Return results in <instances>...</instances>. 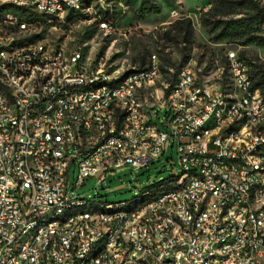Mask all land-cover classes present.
Listing matches in <instances>:
<instances>
[{
  "label": "built area",
  "instance_id": "1",
  "mask_svg": "<svg viewBox=\"0 0 264 264\" xmlns=\"http://www.w3.org/2000/svg\"><path fill=\"white\" fill-rule=\"evenodd\" d=\"M3 1L11 0H0ZM77 3L78 0H37V9L34 10L59 9L60 20H65L69 7H76ZM21 5L29 7V4ZM8 16L0 23V36L9 30L23 34L26 26H30V23L14 15ZM114 24V18L110 22H102V25L111 27ZM9 40L5 39V44H0V63L12 69L28 73L38 61L60 59L61 46H50V53H43L38 45L37 53L17 56V51L8 52ZM78 51L82 49L74 52L76 71L62 78L60 88L54 90H67V99L53 102L54 91H47L48 80L55 76L37 79L36 86H28L29 95L15 93L20 104L17 117L4 118L6 106L0 99V264H41V257H48V264H71L65 262L66 253H73V261H79L82 252L91 243L86 242V227H79V235L68 234L71 221L42 228V233L32 237L22 254H14V243L28 221H34L35 216L43 215L51 208H59L64 202L90 199L76 194V191L91 177L100 176L101 182L108 172L119 166L144 167L162 156L169 143L177 147L183 166L181 174L189 168H197L206 171V178H195L184 190L161 194L153 203L145 205L153 206L157 211V220L145 218L149 219V228H140L142 219H138L136 213L106 217V225H93V214L89 218L91 227L99 229V237L111 234L109 244H115V251L106 248L102 252L103 261L96 264H165V256L173 253H181V259L188 264H206L209 252H216L213 264H264V181L259 180L257 167L247 162L250 147L264 140L251 136L248 146L241 147L239 153H233L235 161H227L226 153L231 151L225 147L224 129L230 122H225L226 114L220 110L219 117L211 116V108L219 106L222 93L207 90L203 81L200 90H192L189 86L192 72H188L187 67L184 68L185 80L178 81L177 104L169 103L168 91L163 101L158 103V106L167 109L166 130L154 122V116L159 115L157 108L151 110L147 130H140L135 104L129 106H134L133 125H138V132H130V125L118 121V117L117 120L101 119L100 109H106L110 95L130 92V84L134 80L119 90L106 88L87 97H79V92L69 90L70 82L117 75L107 71L105 55L94 59L86 55V62H77ZM230 56L238 64V94L233 111H248V119L259 118L261 122L264 118L263 97L259 88H253V82H247V72L251 71L244 67L246 59L237 51H231ZM145 68L146 76L156 72L157 62L152 56ZM80 70H87L88 78H81ZM0 80L5 83L1 76ZM190 98H210V106L198 111L185 110L182 100ZM29 109H37V117L34 118L32 137H25L24 125ZM178 116H188V123L177 124ZM38 118H47V125H38ZM104 125H116V132H104ZM195 126H206V132L215 126H223V133L216 142H209L206 133L193 137ZM63 143H70L69 152H61ZM117 144H124V149L133 148V155L117 158ZM6 147H13V154H6ZM143 147H152V154L141 156ZM82 152H89V159H82ZM213 152H222V160H208V153ZM26 160L42 163V171L28 170ZM73 164H77V172L71 188L69 176H64V167H72ZM181 174L164 182H175ZM198 188H207V195H198ZM241 189H249L251 196L261 198V208H251L250 216L240 213L242 205H238V196ZM179 193L193 194V200L210 199L211 205L220 196L234 199V227L238 229V237L229 236L226 223L211 220V214L204 213L202 206L193 207V201L194 219H186V214L184 218H177L170 209V202L179 203ZM162 201H169V210H162ZM75 217L84 215L73 216L72 220ZM161 217H168V225H160ZM161 227H174L170 243H156ZM220 240H230V247H220ZM35 243L44 244L46 256H39ZM26 251H33V258H26Z\"/></svg>",
  "mask_w": 264,
  "mask_h": 264
},
{
  "label": "bare ground",
  "instance_id": "2",
  "mask_svg": "<svg viewBox=\"0 0 264 264\" xmlns=\"http://www.w3.org/2000/svg\"><path fill=\"white\" fill-rule=\"evenodd\" d=\"M29 4L32 9H37V0H11L0 2V7L5 5ZM114 0H78L76 7H69L66 18L77 16L81 12H93L96 8L99 10L98 16L101 28H113L108 25H102V22H110L114 18ZM41 14H46L60 20L59 9L37 11ZM174 14L176 10L173 11ZM5 20H0V23ZM30 26H26V30ZM21 36V31L9 30L4 31V36H0V44H5V39H11L8 43V52L17 51V56H27V53H37V46L43 53H50V45L45 42H40L30 46L18 47L17 39ZM77 49H66L60 47L59 61H38L36 67H30L28 73L22 69H12L11 66H4L0 63V99L3 101L6 108L4 109V118H13L19 116L20 104L15 95H29L28 86H36L37 79L54 78L48 80L47 91H54L60 88L62 78H67L76 71V61H74V52ZM240 55V54H239ZM157 62L156 72L153 75L146 76L145 65L140 69H135L130 72L117 75L112 78H97L89 81H74L69 83V90L79 92V97H87L88 94L102 91L106 88L119 90L125 88L130 81V92H121L120 94H111L110 99L106 102V109H100L101 119H110L124 121L125 125H130V132H138V125H133L134 106L136 109V121H139L140 130H147V125H150L151 110H149L141 101V91L146 87H154L157 85L158 79L163 75V65L157 54L152 55ZM228 69L225 73L217 76L215 85L203 81V85L211 92L222 93L219 106H212L211 116L219 117V110L225 115V122H230L228 128L224 129L225 147L231 151L226 153L227 161H235V154L239 153L241 147L250 144V137L256 135L257 140H264V118L248 119V111L234 110L235 99L238 94V64L235 59H232L230 52L227 57ZM77 62H86V54L84 51H78ZM187 67L188 72H192L189 79V86L192 90H200L201 79L197 72L189 66L182 67L177 74L176 81L161 85L162 92L168 91V100L170 104H177L178 81L185 80L184 68ZM244 67L247 71H251L247 60H244ZM107 71L113 73L107 62ZM224 75V79H223ZM145 76V77H144ZM81 78H88L87 70H80ZM223 79V82H222ZM222 84H219L221 83ZM247 82H253L251 72H247ZM165 87V89H164ZM14 90V93L13 91ZM61 99H67V90L54 91L53 102H60ZM264 105V98H263ZM204 106H210V98H190L182 100V108L190 111H198ZM37 117V109H29V117H26L24 125L25 137H32L34 130V118ZM188 123V116H178L177 124ZM38 125H47V118H38ZM240 127L242 135H240ZM104 132H116V125H104ZM206 133V139L209 142H216L219 135L223 133V126H215L212 130L206 132V126H195L193 128V137H201ZM70 143L61 144V152H69ZM6 154H13V147H6ZM152 154V147H143L141 156ZM133 155V148L124 149V144H117L116 157L128 158ZM82 159H89V152H82ZM208 160H222V152L208 153ZM247 162L252 166L257 167L259 180L264 181V141L259 142L250 147V155H247ZM26 168L28 170L42 171V163L35 160H26ZM71 167H64V176H70ZM195 178H206V171L198 170L197 168H189L184 171L175 182H164V180L141 190L140 194L134 196L128 201L122 202H104L99 198L85 199L78 201L64 202L59 208H51L46 210L43 215H37L34 221H28L26 227L20 232V236L14 243V254H22V251L28 247L32 237L41 234L42 228H48L54 223H63L71 221V226H68L69 235H79V227H86V242L91 243L86 246L85 250L79 257V261H73V253L65 254V262L71 264H96L103 261V253L106 248L108 251H115V244L111 243V234H103L99 237V229L91 227V218L93 214V225H106V217H114L117 215L135 214L140 221V228H149V219L157 220V211L153 206H145L153 203L164 193H176L177 190H184L189 184H192ZM198 195H207V188H198ZM264 199V191H263ZM201 207L204 213L211 214V220H216L218 223H226V229L231 237H238V229L234 227L235 212L234 199H228V196H220L211 205L210 199L195 198L193 194L179 193V203L170 202V209L177 218L194 219V211L191 207ZM238 205L240 213L243 216L251 215V208H261V198L251 196L249 189H241L238 196ZM162 210H169V201H162ZM225 212V214H222ZM84 215V217L73 216ZM160 225H168V217L160 218ZM174 234V227H161L160 235L156 236V243H170ZM99 239L97 240V238ZM220 247H230V240H220ZM35 251H38L39 256H46V248L42 243H35ZM26 258H33V251H26ZM216 259V252H209L206 255V264H213ZM41 264H48V257H41ZM165 264H188L181 259V253H173L170 256H165Z\"/></svg>",
  "mask_w": 264,
  "mask_h": 264
},
{
  "label": "rangeland",
  "instance_id": "3",
  "mask_svg": "<svg viewBox=\"0 0 264 264\" xmlns=\"http://www.w3.org/2000/svg\"><path fill=\"white\" fill-rule=\"evenodd\" d=\"M214 2L215 0H114L115 24L110 29L101 28L97 8L90 13L81 12L77 16L59 20L28 6L5 5L0 7V20L8 19L10 14L30 23V28L18 37V47L45 42L50 46L71 50L81 48L93 59L102 54L106 56L114 75L140 69L153 54H157L164 68L159 85L172 83L184 66L194 69L202 82L213 81L221 71L227 72V57L231 51H237L240 56L245 52L248 59L259 55L264 60V46L256 43L243 45L246 42L244 36L234 35L220 41L211 39L222 31V27L210 34L203 25L201 13L208 10ZM255 2L264 5V0ZM151 4L160 6L161 12L147 13L146 8ZM232 9L236 12L249 10L245 5H236ZM174 10L177 14L173 13ZM180 16L193 19L195 44L192 46L178 45L169 40L166 34L173 21ZM261 28L260 33L264 34V24ZM165 93L166 91L162 93V101ZM157 105L151 103L149 107L157 108L159 112L158 116H154V122L162 130H166L164 121L167 109ZM182 169L177 147L169 143L165 153L146 166H119L108 172L101 182L100 176L91 177L76 194L90 199L99 198L104 202L128 201L140 194L141 190L181 174ZM76 172L77 164H73L69 176L71 188Z\"/></svg>",
  "mask_w": 264,
  "mask_h": 264
},
{
  "label": "trees",
  "instance_id": "4",
  "mask_svg": "<svg viewBox=\"0 0 264 264\" xmlns=\"http://www.w3.org/2000/svg\"><path fill=\"white\" fill-rule=\"evenodd\" d=\"M236 5H245L249 10L236 12L232 9ZM161 9L160 6L151 4L146 8V12L160 13ZM201 17L204 27L208 29L210 34L215 33L218 27H222V31L211 38L214 41L240 35L244 36L246 40L243 45L256 43L264 46V34L260 33L264 24V5H261L260 2L256 3L255 0H215L208 10L201 13ZM194 26L191 17L180 16L173 21L166 34L169 36V40L178 45L188 44L192 46L195 44ZM241 57L246 58L250 65L253 88H259L264 98V60L259 55L248 59L245 52L241 53ZM163 84L165 85L167 82Z\"/></svg>",
  "mask_w": 264,
  "mask_h": 264
},
{
  "label": "crops",
  "instance_id": "5",
  "mask_svg": "<svg viewBox=\"0 0 264 264\" xmlns=\"http://www.w3.org/2000/svg\"><path fill=\"white\" fill-rule=\"evenodd\" d=\"M160 81L161 80L158 79L156 86L146 87V88H143L141 91V101L149 110H152L149 108L151 103L158 104L159 102L162 101L161 96H163V94H162L163 92H162L161 87H160L161 85H159ZM204 82L205 83L209 82V83L215 85L217 82V78H215L213 81H207L206 80Z\"/></svg>",
  "mask_w": 264,
  "mask_h": 264
}]
</instances>
